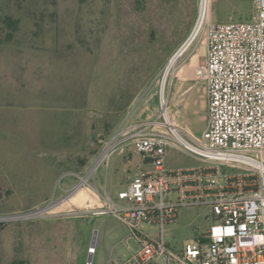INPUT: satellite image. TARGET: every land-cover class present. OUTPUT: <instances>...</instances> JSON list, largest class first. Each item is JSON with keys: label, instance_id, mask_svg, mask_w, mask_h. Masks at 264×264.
<instances>
[{"label": "rangeland", "instance_id": "374dc122", "mask_svg": "<svg viewBox=\"0 0 264 264\" xmlns=\"http://www.w3.org/2000/svg\"><path fill=\"white\" fill-rule=\"evenodd\" d=\"M197 10L198 0H0V214L54 208L0 225V264H88L96 241L92 264L127 256V228L91 211L144 164L132 146L98 160L129 126L158 119L165 78L166 103L187 77L207 98ZM256 13L257 0H213L211 22H251ZM190 124L198 136L206 127L198 116ZM168 162L201 163L173 148ZM80 178L94 189L74 194ZM207 214L183 209L167 241L193 239Z\"/></svg>", "mask_w": 264, "mask_h": 264}, {"label": "built area", "instance_id": "2783aa9c", "mask_svg": "<svg viewBox=\"0 0 264 264\" xmlns=\"http://www.w3.org/2000/svg\"><path fill=\"white\" fill-rule=\"evenodd\" d=\"M213 0H198L195 27L204 39L207 120L201 135L171 118L161 101L158 119L143 130L113 138L98 160L109 161L132 146L151 169L140 170L95 216H115L127 228V256L118 264H264V0L251 22L213 24ZM196 38V39H197ZM198 158L201 165L170 169L168 150ZM76 186L94 189L84 178ZM49 208V207H47ZM47 208L0 214V225L36 218ZM205 208L209 225L182 246L166 239V228L183 209ZM98 241L90 249V260Z\"/></svg>", "mask_w": 264, "mask_h": 264}, {"label": "crops", "instance_id": "0c3cea01", "mask_svg": "<svg viewBox=\"0 0 264 264\" xmlns=\"http://www.w3.org/2000/svg\"><path fill=\"white\" fill-rule=\"evenodd\" d=\"M204 60V63H203ZM202 65L206 63V51L203 56ZM200 63V61H199ZM199 85L193 80V78H185L182 80H175L173 82L172 88H171V95L170 100L168 102V106L170 103V112L172 114V118L174 122L182 127L183 129L193 133V129L190 124V119L194 116H198L201 121L203 120L206 123L207 120V100H201V95L199 90ZM2 104H0V107ZM132 116L127 120L130 122L132 119ZM136 125L129 126L128 129H135ZM187 155V154H186ZM190 156V155H188ZM194 158L195 160H199L196 157L190 156ZM200 161V160H199ZM143 162V161H142ZM144 166L139 169L140 170H146L151 169V165L147 162H143ZM201 165V163L199 164ZM199 165H194L190 167H178L174 168L169 165L168 157H167V166L170 169H188V168H195Z\"/></svg>", "mask_w": 264, "mask_h": 264}, {"label": "bare ground", "instance_id": "6f19581e", "mask_svg": "<svg viewBox=\"0 0 264 264\" xmlns=\"http://www.w3.org/2000/svg\"><path fill=\"white\" fill-rule=\"evenodd\" d=\"M198 26L197 27H194V31L195 32H197V35H198ZM192 35V34H191ZM189 39V38H188ZM166 82H167V78H165L164 79V81H163V85H162V90H161V98H162V102H164V104H166V102H165V100H164V90H165V85H166ZM101 159V158H100ZM82 182L83 183H85L86 182V178H84L83 180H82ZM82 190V188H79V189H77L76 191H75V193L74 194H78V192L79 191H81ZM73 194V195H74ZM52 209H54V208H51V207H49V208H47L46 209V211H50V210H52ZM50 213V212H49Z\"/></svg>", "mask_w": 264, "mask_h": 264}]
</instances>
